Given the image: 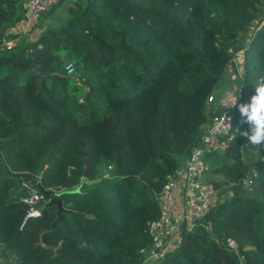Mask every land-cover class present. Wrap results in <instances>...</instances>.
I'll return each instance as SVG.
<instances>
[{
    "label": "trees",
    "instance_id": "1",
    "mask_svg": "<svg viewBox=\"0 0 264 264\" xmlns=\"http://www.w3.org/2000/svg\"><path fill=\"white\" fill-rule=\"evenodd\" d=\"M73 1L64 26L21 43L5 31L22 21L25 0H0L3 40L16 41L0 46V264H149L157 195L223 110L208 98L227 73L239 96L233 141L207 156L217 158L209 163L216 193L205 217L179 224L156 261L264 264V150L254 161L244 156L249 126L239 113L264 76V0ZM156 107L164 132L155 151L138 173L120 175L137 150L133 127L153 128ZM85 130L96 140L95 165H112L109 178L98 168L83 181L71 151ZM24 182L45 201L27 220ZM224 191L231 195L220 202Z\"/></svg>",
    "mask_w": 264,
    "mask_h": 264
},
{
    "label": "built area",
    "instance_id": "2",
    "mask_svg": "<svg viewBox=\"0 0 264 264\" xmlns=\"http://www.w3.org/2000/svg\"><path fill=\"white\" fill-rule=\"evenodd\" d=\"M51 5L52 0H28L23 19L18 26L21 34L30 31L33 23L44 15ZM14 42L2 40V46L9 50L15 46ZM242 57V52H238L232 62L236 65ZM65 70L69 75L74 72L71 64H67ZM211 100L212 97H209L208 101ZM231 105L225 106L220 113H214L200 144L191 149L190 156L180 169L167 176V182L157 195L159 217L148 223L152 245L148 258L159 256V252L163 250L168 239L175 234L179 224L185 223L188 227H192L196 221L203 219L207 214L216 191L206 177L208 172L206 159L210 154L225 152L234 139ZM111 169L112 167L109 166L103 171L104 178L110 177ZM22 185L27 191L23 199L27 206L24 209V220L39 217L41 206L45 203L43 195L29 182H24ZM177 198L181 201L179 215L175 213ZM226 244L231 250L237 251L238 246L234 240L228 238ZM140 252L145 253L144 250Z\"/></svg>",
    "mask_w": 264,
    "mask_h": 264
},
{
    "label": "rangeland",
    "instance_id": "3",
    "mask_svg": "<svg viewBox=\"0 0 264 264\" xmlns=\"http://www.w3.org/2000/svg\"><path fill=\"white\" fill-rule=\"evenodd\" d=\"M61 2V1H60ZM59 2V3H60ZM62 3V2H61ZM60 3V4H61ZM71 16L68 12V9L65 8V5L55 8L47 17L41 18L39 24L31 30L24 34H21L20 30L17 29V35H19V41L24 43L26 41L33 40L35 37L40 35L45 29H56L61 26H64L69 20ZM254 26V24H253ZM252 26V27H253ZM16 44V41L14 42ZM236 87L238 88L237 78H232ZM228 91V90H227ZM239 93V92H238ZM219 96L213 95L212 100L210 101L211 107H214L216 102L218 101ZM232 101L228 102L227 105L232 103ZM161 108H155L153 111L154 119L158 122L153 128H146L141 125H137L133 127V134L135 136L136 142L138 143L137 150L135 153L130 154L119 166V174L120 175H134L139 172V170L146 163L149 155L155 151L157 145L156 142L161 133H163L164 128H162L160 124V111ZM94 136L88 132L87 130L83 131L79 136L78 143L73 147L71 153L80 159V165L83 170L85 169V164L87 162V176L92 174L94 169H100L103 172L107 167L112 166L110 163L103 162L100 165H95V160L97 158L95 154L94 144H95ZM248 141L245 144L244 156L250 160H255L260 157V151H255L252 146L248 145ZM212 162L217 164V158H214ZM210 161H207V165H209ZM211 167H208L207 172V180L212 178ZM113 171V167H112ZM111 171V172H112ZM231 193L229 191H224L219 197V201L222 202L227 199ZM161 260L155 262V264H159Z\"/></svg>",
    "mask_w": 264,
    "mask_h": 264
},
{
    "label": "clouds",
    "instance_id": "4",
    "mask_svg": "<svg viewBox=\"0 0 264 264\" xmlns=\"http://www.w3.org/2000/svg\"><path fill=\"white\" fill-rule=\"evenodd\" d=\"M253 86L255 94L251 97L250 103L239 106L241 122L249 126L241 135L247 138L248 145L255 151H262L264 150V76L259 77ZM236 101L237 99L233 100L231 107L236 105Z\"/></svg>",
    "mask_w": 264,
    "mask_h": 264
},
{
    "label": "crops",
    "instance_id": "5",
    "mask_svg": "<svg viewBox=\"0 0 264 264\" xmlns=\"http://www.w3.org/2000/svg\"><path fill=\"white\" fill-rule=\"evenodd\" d=\"M27 1L28 0H25V2L23 4L24 8H25V5H26ZM58 2L61 3L58 7L65 5V8L68 9V12H69V9L74 4L73 0H52V5L56 4ZM19 24H21V22L16 24L14 27L7 29L5 31V35H17V29H18ZM37 24H39V23H37ZM11 41H13V40H11ZM17 41H19V39H17ZM232 78H233V76L230 73H227V74H225V76L222 79V81L219 83V85H218V87H217V89L215 91V95L219 96V99H218V101L215 104L216 108L223 109L225 106H227L228 102L238 98L239 89L236 88V84L234 83V80ZM230 104H232V103H230ZM255 160H257V159H255ZM262 160H264V158ZM207 161H210V163H211L213 161V158L209 157V158L206 159V163H207ZM252 161H254V160H252ZM207 166L209 167V165H207ZM211 179L212 178L208 179V181H210ZM180 210H181V201H180L179 198H177L176 206H175V213H177V215H179ZM148 257H149V255L147 256V258ZM156 258H148L149 264L155 263L156 262Z\"/></svg>",
    "mask_w": 264,
    "mask_h": 264
},
{
    "label": "water",
    "instance_id": "6",
    "mask_svg": "<svg viewBox=\"0 0 264 264\" xmlns=\"http://www.w3.org/2000/svg\"><path fill=\"white\" fill-rule=\"evenodd\" d=\"M5 28H6V26L1 22L0 23V46L2 45V40H3V35H4ZM86 167H87V162L85 164V169H84V172H83V181L85 180V177L87 175ZM245 182H246V180H245ZM57 206H58V209L60 210L61 209L60 203H57Z\"/></svg>",
    "mask_w": 264,
    "mask_h": 264
}]
</instances>
